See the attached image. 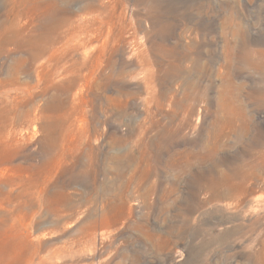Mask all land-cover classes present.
I'll return each instance as SVG.
<instances>
[{
	"label": "rangeland",
	"instance_id": "rangeland-1",
	"mask_svg": "<svg viewBox=\"0 0 264 264\" xmlns=\"http://www.w3.org/2000/svg\"><path fill=\"white\" fill-rule=\"evenodd\" d=\"M0 264H264V0H0Z\"/></svg>",
	"mask_w": 264,
	"mask_h": 264
}]
</instances>
